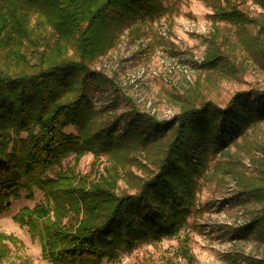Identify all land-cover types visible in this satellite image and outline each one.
<instances>
[{"label":"trees","instance_id":"16d2710c","mask_svg":"<svg viewBox=\"0 0 264 264\" xmlns=\"http://www.w3.org/2000/svg\"><path fill=\"white\" fill-rule=\"evenodd\" d=\"M200 1L212 11L216 32L229 24L239 50L264 60V0H254L261 10L255 18L237 0ZM170 10L163 0H0V216L22 194L31 200L39 191L42 202L21 208L12 221L39 239L49 264H101L176 237L195 211L210 163L264 123V91L236 92L219 108L195 86L184 90L171 120L133 112L122 129L93 106L90 86L108 83L91 69L96 60L138 18ZM210 44L198 68L227 73L232 60ZM87 154L94 164L102 155L110 164L84 175L62 168L69 156ZM145 164L148 174H130L134 192H119L126 169L145 172ZM251 181L240 184V196L261 205L250 231L264 242V171ZM7 243L17 240L0 232V264H15ZM180 252L185 264L194 263L185 245Z\"/></svg>","mask_w":264,"mask_h":264},{"label":"rangeland","instance_id":"374dc122","mask_svg":"<svg viewBox=\"0 0 264 264\" xmlns=\"http://www.w3.org/2000/svg\"><path fill=\"white\" fill-rule=\"evenodd\" d=\"M237 3L252 18L261 13L254 0ZM163 6L171 7L170 13L160 18H138L135 26L122 30L116 47L92 65L91 69L101 72L108 81L89 88L88 99L96 109L108 111L122 129L124 119L133 112L148 114L157 121L171 120L179 111L184 90L195 86L203 99L219 108L236 92L255 95L264 91V60L239 50L234 27L220 23L216 32L210 19L212 11L200 0H163ZM135 28L140 29L138 35H131ZM212 42L232 60L227 73L198 68ZM68 131L75 134L72 129ZM135 156L141 160V156ZM94 161L91 154L79 160L69 156L63 160L62 168L84 175L97 165L110 164L103 155L95 164ZM146 167L145 172L133 166L127 168L129 173L117 183L118 191L132 194L134 189L128 184L134 178L130 174L143 177L152 170L147 164ZM262 170L264 123L210 163L207 179L199 180L195 211L176 237L142 243L114 261L104 260L101 264H185L180 254L183 245L193 257V264H264V242L252 234L256 225H250L261 205L241 200L240 196V184L256 181ZM32 193L31 200L22 194L0 216V232L17 240L16 245L7 243L8 261L15 264H49L42 257L39 239L12 221L21 208L42 202L39 191Z\"/></svg>","mask_w":264,"mask_h":264}]
</instances>
